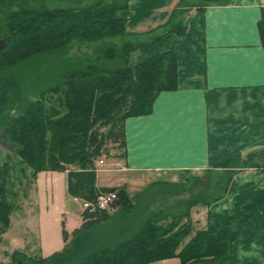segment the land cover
Returning a JSON list of instances; mask_svg holds the SVG:
<instances>
[{
  "label": "trees",
  "instance_id": "16d2710c",
  "mask_svg": "<svg viewBox=\"0 0 264 264\" xmlns=\"http://www.w3.org/2000/svg\"><path fill=\"white\" fill-rule=\"evenodd\" d=\"M32 1L37 4H31L30 0L18 3L17 0H0V15L4 14L7 28L6 33L0 32V38L11 36L9 46L0 54V119L5 124L8 142L21 157L19 163L31 168L33 177L41 171H64L68 164L75 165L68 175V188L72 195L96 200L101 191L118 190L116 204L124 206L126 203L131 208L127 203H131L133 198L125 186L97 185L96 161L109 154V141L125 151V120L151 113L154 101L162 91L178 88V58L174 49L155 52L134 67L130 62L135 51L148 50L167 34H189L190 4L181 0L169 21L158 27L160 32L153 30L132 41L127 39L125 20L118 16L119 11L128 9L129 0ZM50 1L59 4L49 6ZM219 1L200 0L199 5ZM16 4L18 8L14 9ZM259 28L264 43V17ZM118 36L123 38L121 44L105 40L106 37ZM100 40L105 41V46L96 48L99 52L94 58L91 57L83 67L68 70L57 85L47 90L58 94V100L51 102L53 94L46 99L48 93L44 90L42 98L24 102L18 107L17 116L6 111L21 100L23 91L19 75L9 71L10 67L43 52L69 51L74 42H80L81 47V43ZM102 59H120L122 66L115 69L101 67L98 62ZM263 156L264 152L243 160L235 155L220 163L218 167L230 168L231 176L218 196L194 197L186 210L179 214L172 215L162 208L150 211L144 218V224L137 229L139 231L128 226L105 231L99 222L112 214L86 209L83 211V224L74 231L72 242L63 249L39 260L16 251L11 264H94L96 256L102 262L115 264L123 255L127 257L126 264H150L174 257H179L182 264H223L233 260L239 227L262 208L264 197L257 204L246 205L241 215L231 216L224 223L209 220L207 227L194 234L191 209L197 205H211L224 198L233 175L248 167L264 168ZM10 172L8 162L0 166V221L4 227L9 226L14 209L6 198ZM189 179L196 183L200 176ZM170 218L171 222H163ZM185 218L187 225L179 227ZM66 233L65 239H68ZM128 233L134 235L127 239ZM122 248L124 251L120 253Z\"/></svg>",
  "mask_w": 264,
  "mask_h": 264
},
{
  "label": "crops",
  "instance_id": "0c3cea01",
  "mask_svg": "<svg viewBox=\"0 0 264 264\" xmlns=\"http://www.w3.org/2000/svg\"><path fill=\"white\" fill-rule=\"evenodd\" d=\"M180 1L129 0L128 9L118 12L125 20L127 39L160 32L158 27L169 21ZM185 1L191 10L190 33L167 34L148 50L132 54L131 62L136 65L155 52L174 49L179 86L162 91L151 113L125 120L124 158L130 171L183 172L193 177L196 171L220 168V163L235 155L247 160L264 152V43L259 28L264 0H221L203 6L200 0ZM120 171L98 172L97 185L119 187L124 183L130 192L129 179ZM60 174L46 170L37 179L40 187L52 188L56 194L64 183L62 198L68 199L58 208L64 211L66 229H55L54 237H43L42 227L37 232L44 240L45 256L63 249L64 232L72 238L84 222L83 211L71 204L67 178L63 180ZM263 197L264 168L242 169L224 198L191 209L193 233L205 228L209 220L224 223L241 215L246 205L257 204ZM226 263L264 264V203L239 227L234 259Z\"/></svg>",
  "mask_w": 264,
  "mask_h": 264
},
{
  "label": "rangeland",
  "instance_id": "374dc122",
  "mask_svg": "<svg viewBox=\"0 0 264 264\" xmlns=\"http://www.w3.org/2000/svg\"><path fill=\"white\" fill-rule=\"evenodd\" d=\"M19 1L20 0H17V3ZM30 3L37 4L32 0H30ZM61 3L65 4L66 2ZM58 4L59 2L57 1H50L48 3L49 6ZM70 4L73 5L74 3ZM17 5L18 4L13 6L14 9L18 8ZM6 29L4 14L1 13V34L6 33ZM105 40L108 42L113 40L121 44L123 38L121 39L119 36L106 37ZM133 40L136 41L138 39L133 38ZM103 42L105 41L100 40L91 43H81V47H79L80 42H74L69 51L51 50L43 52L21 61L15 67H10L8 69L9 71H13L19 75L23 83V91L21 100L16 102L11 108H7L6 111L12 116H17L19 114L18 107L23 106L24 102L35 101L38 98H42L43 91H47L51 87L57 85L61 81L63 74L68 70H74L86 65V62L91 57L94 58L96 52H99L96 48L105 46ZM98 64L104 68L115 69L122 66V61L120 59H102ZM133 64L134 63L130 62V65ZM47 93L46 99L53 94L51 102L56 101L58 94L50 91H47ZM5 128L3 120L0 119V166H3L6 162L11 165L8 183L9 192L6 198L8 202H12L14 209L10 214V224L8 227H4L2 224L3 221H0V264H11L13 262V254L16 251H22L32 259L39 260L47 257L43 254L44 249L42 244L44 240L42 235H40V233V236L37 235V232H40L39 228L42 227L44 230L43 237H54L53 235H55V229L57 228L66 229V222L63 218L64 211L58 209L68 200L62 198V193L65 190L64 183L60 185L57 194L55 191L52 192V188L40 187V182L37 181L40 172L37 176L33 177L31 168L26 167L27 165L23 163H19L21 157L16 152L15 147H12L10 143L3 138L6 134ZM123 152L124 148L119 147L117 144L116 147H114L113 142L109 141V154H104L96 161V168L99 173L106 174L108 172V174H114V172L121 170L120 172L123 174L125 180L129 179L131 184L128 189L130 190L129 193L133 200L131 203L128 202L127 204H130L132 209L130 206H127L126 203H124V206L116 204L119 199L117 198L113 204V208L110 211H106L112 215L109 216L108 219L102 218L103 221L99 222L102 228L108 232L120 229L122 226H128L129 228L139 231L137 229L144 224V218L150 211L153 212L156 209H165L164 212L167 211V213L172 215L179 214L186 210L190 201L194 200L197 196L204 195L211 198L218 196L224 189L226 180L230 179L229 176H231L228 170L230 168H216L211 172L196 171L194 174L197 177L200 176V180H196V183H192L193 180L182 174L183 172L159 174L158 172L130 171L125 168V158L122 155ZM100 159L104 160L102 164L99 162ZM261 161L264 165V156ZM24 167L26 168L23 169ZM73 168H75V165L68 164L67 169L61 171L60 177H62L63 180L67 178L68 182L69 170ZM237 173H235L233 177ZM233 177L227 187V193L230 190ZM159 179H163V181L158 182ZM67 190L69 192L68 183ZM115 191L118 193V190ZM69 194L71 195L72 206L75 209H79L81 212L84 211L83 197L74 196L70 192ZM204 196H200V198H204ZM114 216L118 218L116 217L115 219ZM171 221L172 219L170 218L163 222L167 223ZM187 222L186 218L183 219L179 227L186 226ZM193 223L192 219V224ZM195 228L193 230H195ZM132 235H134V233L130 235L128 233L127 239L131 238ZM192 236L186 238L183 245ZM72 238L71 235L68 238L70 243L72 242ZM65 241V246H67L68 242L66 239ZM123 251L124 248L119 249L120 253H123ZM126 258L127 257L124 255L121 256L115 264H126ZM108 262L109 261L102 262L97 256L94 259V264H109ZM29 264L35 263L31 262ZM150 264H182V262L179 257H174L155 261Z\"/></svg>",
  "mask_w": 264,
  "mask_h": 264
},
{
  "label": "built area",
  "instance_id": "2783aa9c",
  "mask_svg": "<svg viewBox=\"0 0 264 264\" xmlns=\"http://www.w3.org/2000/svg\"><path fill=\"white\" fill-rule=\"evenodd\" d=\"M99 162L102 164L104 162L103 159H100ZM118 198V194L116 191H101L96 200H87L83 199V205L85 210L90 209L93 210H103L110 211L113 208V204Z\"/></svg>",
  "mask_w": 264,
  "mask_h": 264
},
{
  "label": "water",
  "instance_id": "95a60500",
  "mask_svg": "<svg viewBox=\"0 0 264 264\" xmlns=\"http://www.w3.org/2000/svg\"><path fill=\"white\" fill-rule=\"evenodd\" d=\"M10 42H11V36L0 38V54L3 52L5 48L9 46ZM3 138L8 142V138L6 135H4Z\"/></svg>",
  "mask_w": 264,
  "mask_h": 264
}]
</instances>
